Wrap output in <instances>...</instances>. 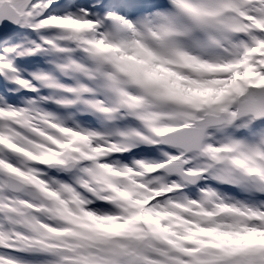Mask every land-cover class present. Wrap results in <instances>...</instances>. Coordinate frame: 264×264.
Listing matches in <instances>:
<instances>
[{
    "label": "snow or ice",
    "instance_id": "6c2138e0",
    "mask_svg": "<svg viewBox=\"0 0 264 264\" xmlns=\"http://www.w3.org/2000/svg\"><path fill=\"white\" fill-rule=\"evenodd\" d=\"M0 264H264V0H0Z\"/></svg>",
    "mask_w": 264,
    "mask_h": 264
}]
</instances>
